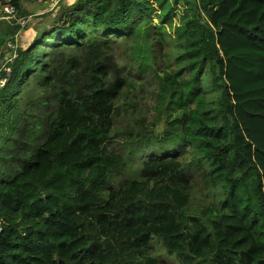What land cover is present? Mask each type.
<instances>
[{"label":"trees","instance_id":"trees-1","mask_svg":"<svg viewBox=\"0 0 264 264\" xmlns=\"http://www.w3.org/2000/svg\"><path fill=\"white\" fill-rule=\"evenodd\" d=\"M194 4L155 30L177 64L156 74L165 129L142 126L122 151L111 140L131 77L102 36L126 45L151 3L79 0L18 47L0 88V264H264V0ZM144 146L165 153L138 168ZM196 181L217 194L192 215Z\"/></svg>","mask_w":264,"mask_h":264},{"label":"rangeland","instance_id":"rangeland-1","mask_svg":"<svg viewBox=\"0 0 264 264\" xmlns=\"http://www.w3.org/2000/svg\"><path fill=\"white\" fill-rule=\"evenodd\" d=\"M78 1L21 0V8L16 9V14H7L4 9L7 3L0 4V37L6 36L8 38L5 33L20 25L19 30L17 27V33L14 35L15 40L8 38L5 41L4 48L7 52L3 57L7 59L10 54L17 55L18 47L27 48L38 31L48 28L63 10L74 6ZM147 1L153 6L152 18L137 28L134 37L129 39L126 45L122 44L124 38L102 36V39L113 43V53L117 61L131 77L125 93L117 101L118 110L111 147H115L118 151H122L123 142L128 140L131 132L140 134L143 131L142 126L158 134L164 131L167 115L157 109L161 82L156 74H163L164 69L168 68L169 70H175L177 64L175 55L170 49L171 44L165 42L155 30L159 31L166 28L169 32H173L175 25L181 24L186 16L192 15L195 11L194 3L196 0ZM65 20L66 18L63 19V21ZM152 28H154L152 31L153 38L147 37V33ZM6 68H9L8 65ZM4 137H6V133L0 137V143L4 140ZM174 148L170 146L167 147V150H173ZM162 150H165V148H162ZM156 152L162 153L164 151H158L153 146H144L138 155L133 158L132 163L140 168L143 164V158L155 155ZM128 178H130L128 171H121L118 176L111 180L107 190L111 187H118L121 182ZM190 192L191 198L187 212L192 215L203 204L213 200L217 194V192L203 187L199 181H196L190 187ZM153 245L156 252L161 249L159 241H154ZM164 263L183 264L180 260H170L169 256L164 258Z\"/></svg>","mask_w":264,"mask_h":264},{"label":"built area","instance_id":"built-area-1","mask_svg":"<svg viewBox=\"0 0 264 264\" xmlns=\"http://www.w3.org/2000/svg\"><path fill=\"white\" fill-rule=\"evenodd\" d=\"M5 11L7 14H16L17 10L15 8L14 5L12 4H7L5 7H4ZM10 54V53H9ZM17 57V55L14 56V54H10V56L6 59L3 57V55L1 54L0 52V88L5 86L8 82V79H9V73L11 71L8 63L13 59ZM8 65L9 68H6V66ZM3 70H5L4 72L6 74L3 75ZM2 73V75H1ZM1 230V228H0Z\"/></svg>","mask_w":264,"mask_h":264}]
</instances>
